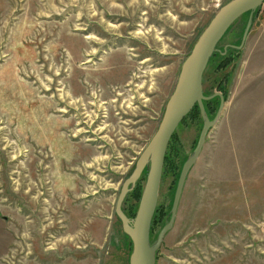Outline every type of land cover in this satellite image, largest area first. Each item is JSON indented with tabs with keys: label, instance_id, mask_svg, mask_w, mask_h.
<instances>
[{
	"label": "rangeland",
	"instance_id": "374dc122",
	"mask_svg": "<svg viewBox=\"0 0 264 264\" xmlns=\"http://www.w3.org/2000/svg\"><path fill=\"white\" fill-rule=\"evenodd\" d=\"M227 1L0 0V264H128L131 242L113 211L119 187L183 59ZM246 19L203 70V94L220 93L223 108L154 264H264V0L233 48ZM218 103H202L207 118ZM201 125L194 109L168 141L150 243ZM145 174L122 200L129 218Z\"/></svg>",
	"mask_w": 264,
	"mask_h": 264
},
{
	"label": "water",
	"instance_id": "95a60500",
	"mask_svg": "<svg viewBox=\"0 0 264 264\" xmlns=\"http://www.w3.org/2000/svg\"><path fill=\"white\" fill-rule=\"evenodd\" d=\"M263 0H228L220 5L201 30L189 53L183 59L174 88L168 96L157 128L136 157L131 172L126 176L119 187L114 202V214L120 221L122 232L128 236L131 249L128 255V264H154L155 251L162 236L172 226L181 189L186 174L198 156L203 140L218 119L223 108V97L220 93L205 96L202 92L201 78L203 70L215 51L217 42L229 26L242 14L247 13V19L240 37L239 44L232 46L240 48L244 42L252 21V15L257 11ZM218 96L219 103L214 116L209 119L203 109V101ZM197 106L202 118V125L198 133L191 155L181 165L175 183L168 221L158 231L155 241L150 243L149 227L156 207L157 189L162 169V163L168 141L177 125L187 116L194 106ZM143 170L146 171L144 184L139 195L137 208L132 218L127 217L121 203Z\"/></svg>",
	"mask_w": 264,
	"mask_h": 264
},
{
	"label": "trees",
	"instance_id": "16d2710c",
	"mask_svg": "<svg viewBox=\"0 0 264 264\" xmlns=\"http://www.w3.org/2000/svg\"><path fill=\"white\" fill-rule=\"evenodd\" d=\"M254 16H255V12L253 13L252 17H254ZM226 49H229V48H224L223 50H226ZM223 50L221 49V51H223ZM213 54H215V52H213L212 55H213ZM218 54H222V53L219 52ZM212 55H211V56H212ZM209 100H210V99H209ZM209 100H206V101H203V102L207 103V102H209ZM194 109H198L196 105L192 108L191 111H193ZM191 111H190V112H191ZM190 112H189V113H190ZM189 113H188V114H189Z\"/></svg>",
	"mask_w": 264,
	"mask_h": 264
},
{
	"label": "flooded vegetation",
	"instance_id": "af4514ba",
	"mask_svg": "<svg viewBox=\"0 0 264 264\" xmlns=\"http://www.w3.org/2000/svg\"><path fill=\"white\" fill-rule=\"evenodd\" d=\"M253 18V17H252ZM214 97H217L218 98V96L216 95V96H214ZM218 100H219V98H218ZM156 208V207H155ZM154 212H155V210H154ZM154 212H153V214H154ZM152 219H153V215H152V218H151V221H150V227H149V235H150V229H151V224H152ZM162 227V226H161ZM156 238V237H155Z\"/></svg>",
	"mask_w": 264,
	"mask_h": 264
},
{
	"label": "crops",
	"instance_id": "0c3cea01",
	"mask_svg": "<svg viewBox=\"0 0 264 264\" xmlns=\"http://www.w3.org/2000/svg\"><path fill=\"white\" fill-rule=\"evenodd\" d=\"M264 30V29H263ZM264 32V31H263ZM261 45V39L257 42V47H259Z\"/></svg>",
	"mask_w": 264,
	"mask_h": 264
}]
</instances>
